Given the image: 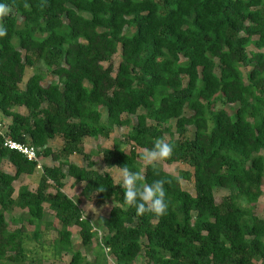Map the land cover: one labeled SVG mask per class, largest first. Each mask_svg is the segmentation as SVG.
<instances>
[{
  "label": "trees",
  "instance_id": "obj_1",
  "mask_svg": "<svg viewBox=\"0 0 264 264\" xmlns=\"http://www.w3.org/2000/svg\"><path fill=\"white\" fill-rule=\"evenodd\" d=\"M0 3L12 9L3 18L8 33L0 38V116L10 120L7 138L55 164L41 166L34 192L22 186L14 198V183L38 165L3 148L0 135V160L13 168V174L0 170V264H31V249L36 254L42 247L44 204L60 226L54 253L71 255L69 264H90L73 248L70 229L78 228L87 250L96 233L62 192L67 179L83 185L86 200L116 204L102 220L106 235L98 242L114 264L140 258L145 264H264V221L254 213L264 179V0ZM28 68L39 72L24 81ZM124 128L125 137L102 150L106 169L127 164L141 173L139 151L156 138L174 145L164 164L192 169L179 178L144 167L146 183L170 181L166 215L138 216L123 202L119 184L94 170L84 150L85 139ZM58 136L62 146L55 152L50 143ZM72 156H81L85 167ZM190 178L194 196L180 186ZM216 190L228 192L219 203ZM14 209L22 214L9 230L7 215ZM102 256L91 264L105 263Z\"/></svg>",
  "mask_w": 264,
  "mask_h": 264
},
{
  "label": "rangeland",
  "instance_id": "obj_2",
  "mask_svg": "<svg viewBox=\"0 0 264 264\" xmlns=\"http://www.w3.org/2000/svg\"><path fill=\"white\" fill-rule=\"evenodd\" d=\"M12 45L14 47L17 46V39L15 37L12 39ZM250 50L252 49L250 48ZM118 62H119V54H117L114 57V63L117 65ZM38 72L39 71L35 69H29V68L26 69V72L24 75V81L32 74H35ZM243 72H245V70H243ZM42 73L44 74L46 80L53 79V77L46 74L45 72H42ZM20 88L22 89L23 85H20ZM230 110L232 109L230 108ZM16 111L21 114H26V111L23 108H18ZM101 113H102V122L104 123L106 120V111L102 109ZM9 123H10L9 119L0 116V134L3 137H7V126L9 125ZM127 132H128V129L126 128L120 129V130L115 129L110 133L108 138H103V137L99 139L87 138L84 140V150L86 153H89L91 155L92 157L91 160L95 162L94 170L98 172H108L113 178L114 183L116 184H118V180H117V177L119 175L118 169L116 168L106 169L103 163V160H102V150L112 148L113 142L117 139H121L125 137ZM187 136L188 138H192L193 136L192 128H188ZM165 138L168 139L167 136ZM50 146L53 151L55 152L58 151L62 146V140L60 136L53 139V141H51L50 143ZM125 150L128 151L129 147H125ZM139 152H142V151H139ZM73 159L71 160L72 163L76 165L79 164L80 167H85L86 163L83 161L81 156H74ZM39 162L41 166L55 165L54 162H52L50 159H41ZM153 165L159 167L161 170H163L167 174H170L173 177L180 178V175L182 172L192 173V169L185 164L178 163V164L166 165L160 160V161H157ZM139 166H140L141 174H143L144 167L146 165L143 161H141ZM0 170L3 172L9 173V174H13V168L5 160H0ZM40 175H41V171L37 170L32 176L22 177L17 182H15L13 185L14 190H15L14 198L16 197L18 189L22 186H26L30 191L34 192L38 186ZM64 184L65 186L62 192L68 198L76 202L78 205L81 203L84 204V205L81 204L86 214V215L85 214L83 215L82 213V215L84 216L83 218L90 221L91 224L98 230V232H95L96 236L93 241L92 247L87 250V249L82 248L79 244L78 228H75V227L71 228L70 231L72 233V241H73V246H74L73 248L75 250L81 251L84 255H86L87 261L90 264L94 261V257L96 255H101V254L103 255L102 257H104L105 263H103V258H102V261L100 262V264H114L112 257L108 253L109 251L107 252V255H104L103 252H101L100 250L98 242H99V237L103 239L106 235V231L102 227V220L107 218L109 212L111 211L113 207L116 206V204L113 201H108L103 205H98L94 199L90 201L84 200L83 198L84 196L81 193L82 187H83L82 184L75 183L71 179L65 180ZM180 186L183 191L194 196V184H193L192 178L188 179L187 181L181 179ZM227 194L228 192L226 190H216L214 192V197H215L216 202L219 203L221 198ZM243 205L246 206L245 203ZM43 206H44V211H45L44 218H43V224L44 222H47L49 225L47 226V224H44L42 227V231H43L42 246H44L45 248L44 249L45 253L47 252L46 254L50 256L54 253L53 244H54V240L57 239V231L59 230L60 226L57 220L54 218L53 212L49 209L48 205L44 204ZM254 213L257 215L258 218L264 221V179H263V186H262V194L258 199H256V203L254 205ZM21 214L22 212L20 210L14 209L10 212V214L7 215V222H8L9 230H14L16 228L17 226L16 218H18ZM49 222H51L52 224H50ZM52 225L54 226V228H52ZM28 230H29L28 231L29 234L33 233L32 227H28ZM30 244L36 245V242H30ZM39 250L40 248L37 247L36 254H35V251L31 249V256H33V259H31L30 261H33L35 259ZM63 256H66V254ZM69 259H70V256L66 258L65 262L63 261V264H68L67 260ZM137 264H145L143 258H140ZM256 264H263V263L259 261Z\"/></svg>",
  "mask_w": 264,
  "mask_h": 264
},
{
  "label": "clouds",
  "instance_id": "obj_3",
  "mask_svg": "<svg viewBox=\"0 0 264 264\" xmlns=\"http://www.w3.org/2000/svg\"><path fill=\"white\" fill-rule=\"evenodd\" d=\"M25 8L29 5L25 4ZM11 7L0 3V38L7 35V27L3 23V18L10 14ZM174 145L165 141L163 138H156L150 148H144L139 158L145 165H153L157 161L168 159L172 156ZM117 168V167H115ZM119 186L123 189V202L136 209V214L144 215L151 213L155 216L167 214L169 204L166 199L165 184L170 181L157 179L152 183H146L145 177L140 172L129 169L127 164L117 168Z\"/></svg>",
  "mask_w": 264,
  "mask_h": 264
},
{
  "label": "built area",
  "instance_id": "obj_4",
  "mask_svg": "<svg viewBox=\"0 0 264 264\" xmlns=\"http://www.w3.org/2000/svg\"><path fill=\"white\" fill-rule=\"evenodd\" d=\"M3 139H4L3 148H5V149H7L9 151H15V152L21 154L29 162L37 163V165H38L37 169L41 170V164L39 162L40 160L37 158L36 150L33 147H31L29 145L17 143V142H15V141L7 138V137H3ZM93 232H98V230L95 227H93ZM100 240H101V237H99V242H100ZM103 250H104L105 254H107V252L109 251L108 249H105L104 247H103Z\"/></svg>",
  "mask_w": 264,
  "mask_h": 264
},
{
  "label": "crops",
  "instance_id": "obj_5",
  "mask_svg": "<svg viewBox=\"0 0 264 264\" xmlns=\"http://www.w3.org/2000/svg\"><path fill=\"white\" fill-rule=\"evenodd\" d=\"M74 157V156H73ZM73 157H71L70 158V161L73 159ZM74 160V159H73ZM78 166H80L79 164H77ZM84 198V197H83ZM84 200H86L85 198H84ZM82 205H84L83 203H81ZM81 204H79L80 206V209H81V211H82V213H83V215L85 214V211H84V209L82 208V206H81ZM86 215V214H85ZM84 217V216H83ZM50 224H52L51 222H49ZM44 224H48L47 222H44ZM43 220H42V222H41V229H42V227H43ZM49 225V224H48ZM54 225V224H53ZM52 225V228H54V226ZM80 242V241H79ZM40 248V250L38 251V253H37V255H36V257H35V259L33 260V261H31V264H63V261L65 262V260H66V258L68 257V256H70V258H71V255H69V254H66V256H63V255H65V254H61L60 256H58L56 253H53L52 255H50V256H48L46 253H45V248H44V246H42V247H39ZM106 255V254H105ZM67 262H68V264H69V262H70V259L69 260H67Z\"/></svg>",
  "mask_w": 264,
  "mask_h": 264
}]
</instances>
